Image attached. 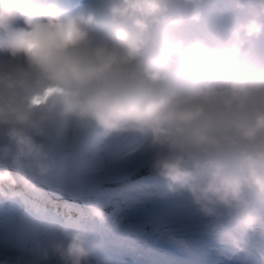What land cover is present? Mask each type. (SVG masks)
Returning <instances> with one entry per match:
<instances>
[{
	"label": "clouds",
	"instance_id": "clouds-1",
	"mask_svg": "<svg viewBox=\"0 0 264 264\" xmlns=\"http://www.w3.org/2000/svg\"><path fill=\"white\" fill-rule=\"evenodd\" d=\"M203 3L0 0V197L57 174L44 141L70 118L143 137L166 190L187 192L233 247L225 217L264 232V0H229L234 15L202 26ZM84 211L103 223L94 202ZM85 240L61 225L31 264H90Z\"/></svg>",
	"mask_w": 264,
	"mask_h": 264
},
{
	"label": "bare ground",
	"instance_id": "bare-ground-1",
	"mask_svg": "<svg viewBox=\"0 0 264 264\" xmlns=\"http://www.w3.org/2000/svg\"><path fill=\"white\" fill-rule=\"evenodd\" d=\"M95 1L99 3V0H95ZM227 7L228 10L225 12L224 9L221 11V13L223 15H229V16L234 15L231 8L229 6ZM65 122L66 123L64 124L63 135L59 137L63 140L68 139V136H70L69 127L74 124V122L70 118H65ZM50 138H55L56 140L59 139L55 136H51ZM126 139H127L126 134L113 133L108 135V140L102 147L100 148L98 147L99 149L97 150V153H95L94 150H91L92 154L89 155L91 159H94L99 163L106 162V163L114 164L116 166L118 165L120 168L117 170L110 165H106L105 167L102 166L100 168L95 167V169L98 170L97 172H95V176L100 177L102 179L106 176L110 179V181L107 182L103 181L101 185L93 186L91 188L85 187V189L91 193L89 197H87V192H85L84 190L78 192L79 196H81L84 200L88 202H94L100 209L108 210V212L103 213V215L106 219L105 221H108L107 223L111 229L115 225L114 220L116 218L115 217L116 214H121V215L127 214L129 210L133 209L134 207L138 206L140 203L144 202V200H140L136 198V200H139L138 203L136 204H130V202H127V205L120 204L119 202L114 201L115 199L114 191L121 186L124 187L127 186L129 181L135 180L139 176H147L150 178L153 174H155L154 171L148 165L149 153L146 148V142L140 152H138L135 155H131L127 157V159L124 162H118V155L120 153L122 145L126 142ZM80 140H81L80 135L74 136V138L72 139L73 147L69 149H63L61 151V153H69L72 151L74 153L80 154L81 160L77 163H74L73 165H70L66 170L63 171L65 175H71L74 179H80L81 177H85L92 174V172L88 170V167L90 166L91 163H85L82 158L83 155H88V153L83 152L82 146L80 144ZM117 140H121V144H118L116 142ZM44 143L46 147L47 146L46 142ZM80 167H84V170L81 172L78 171ZM37 181H43V180H35L34 182ZM62 186L63 185H61L59 182L58 185L51 187L50 191H52L53 196L50 194V192H46V191H41V192L39 191V194H34L31 192V194H33V197H36L37 195H41L44 198L49 195L51 199L58 200L61 203L66 202L65 199L68 200L70 197L74 198L72 192L63 189L58 190L59 187ZM107 200L111 201V203L105 204ZM42 203L46 204L44 202ZM35 206L36 208L37 206H42L44 208V206L40 204ZM61 211L64 214V216L71 215V210L67 205L62 207ZM89 220L93 222V220H91L90 218ZM62 222L63 220H61L60 226L68 225L66 222L63 223Z\"/></svg>",
	"mask_w": 264,
	"mask_h": 264
}]
</instances>
